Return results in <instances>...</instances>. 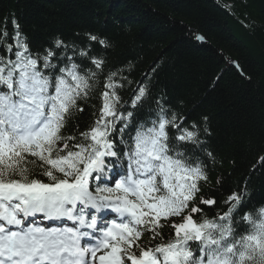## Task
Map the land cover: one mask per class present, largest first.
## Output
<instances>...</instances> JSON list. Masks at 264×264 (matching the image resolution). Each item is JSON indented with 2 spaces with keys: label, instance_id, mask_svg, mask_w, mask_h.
Returning a JSON list of instances; mask_svg holds the SVG:
<instances>
[{
  "label": "snow or ice",
  "instance_id": "snow-or-ice-1",
  "mask_svg": "<svg viewBox=\"0 0 264 264\" xmlns=\"http://www.w3.org/2000/svg\"><path fill=\"white\" fill-rule=\"evenodd\" d=\"M8 22L13 30H0V264H264V204L249 207L237 190L226 210L205 212L218 204L201 195L216 160L206 117L174 111L152 96L147 77L108 66L107 38L55 36L37 48L18 20ZM93 97L90 124L66 134ZM105 210L114 216L99 215Z\"/></svg>",
  "mask_w": 264,
  "mask_h": 264
},
{
  "label": "trees",
  "instance_id": "trees-1",
  "mask_svg": "<svg viewBox=\"0 0 264 264\" xmlns=\"http://www.w3.org/2000/svg\"><path fill=\"white\" fill-rule=\"evenodd\" d=\"M13 18L37 48L55 36L107 38L108 66L133 81L147 77L152 96L174 111L207 118L216 160L201 195L218 201L205 207L210 217L237 190L249 207L264 204V0H0V30L6 23L11 32ZM94 101L66 134L90 124Z\"/></svg>",
  "mask_w": 264,
  "mask_h": 264
},
{
  "label": "water",
  "instance_id": "water-1",
  "mask_svg": "<svg viewBox=\"0 0 264 264\" xmlns=\"http://www.w3.org/2000/svg\"><path fill=\"white\" fill-rule=\"evenodd\" d=\"M196 40H197V39H196ZM197 42H201V43H202L203 41L197 40Z\"/></svg>",
  "mask_w": 264,
  "mask_h": 264
}]
</instances>
